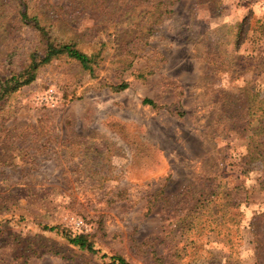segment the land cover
Here are the masks:
<instances>
[{
	"label": "rangeland",
	"instance_id": "obj_1",
	"mask_svg": "<svg viewBox=\"0 0 264 264\" xmlns=\"http://www.w3.org/2000/svg\"><path fill=\"white\" fill-rule=\"evenodd\" d=\"M113 257L264 264V0H0V264Z\"/></svg>",
	"mask_w": 264,
	"mask_h": 264
},
{
	"label": "trees",
	"instance_id": "obj_2",
	"mask_svg": "<svg viewBox=\"0 0 264 264\" xmlns=\"http://www.w3.org/2000/svg\"><path fill=\"white\" fill-rule=\"evenodd\" d=\"M22 16H26V14H22ZM66 54L70 59H73L79 62L83 68L92 70V63L94 61L93 56H88L85 53H82L78 49L74 47L72 44H63L60 46H56L53 43L49 44L46 50V54L43 58H41V62H48L53 58H56L60 55ZM41 62H38L36 57L33 56L32 66L31 69H35ZM24 74L17 75L11 77V79L6 80V82L1 86L2 93H7L10 90H15L19 87L20 84H29L34 80V75H29L27 78L21 80ZM13 83V85L11 84ZM15 85V86H14ZM128 87L127 83H124L118 86L119 89H126ZM149 103H151L149 101ZM70 242L79 246L80 248L87 249L89 251H94L92 246L86 241L85 237L77 236L75 238H71ZM114 261L118 262L119 264H129L121 257H113Z\"/></svg>",
	"mask_w": 264,
	"mask_h": 264
}]
</instances>
